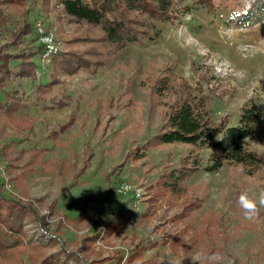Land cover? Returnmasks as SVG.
<instances>
[{"label": "rangeland", "instance_id": "374dc122", "mask_svg": "<svg viewBox=\"0 0 264 264\" xmlns=\"http://www.w3.org/2000/svg\"><path fill=\"white\" fill-rule=\"evenodd\" d=\"M2 1L0 53L16 58L0 69V102L16 94L19 107L0 114V194L31 211L21 221L23 249L1 252L0 264H264V207L248 220L240 205L242 193L264 192V173L249 176L224 158L217 171L204 170L202 148L201 168L170 193L164 175L196 150L144 144L188 95L229 125L253 102L263 115L246 143L264 159V1L257 10L253 0H214L211 10L183 0L188 11L173 25L157 23L156 41L70 74L52 58L98 51L79 40L92 30L71 23L56 0ZM37 22L59 49L48 64ZM122 182L131 189L124 195Z\"/></svg>", "mask_w": 264, "mask_h": 264}, {"label": "trees", "instance_id": "16d2710c", "mask_svg": "<svg viewBox=\"0 0 264 264\" xmlns=\"http://www.w3.org/2000/svg\"><path fill=\"white\" fill-rule=\"evenodd\" d=\"M15 1L2 2L13 7L16 5ZM263 1L253 0L254 8L263 10V6H259ZM56 2L71 23L83 25L95 35L79 40L92 45L98 44L94 47L99 48L98 51L91 49L69 51L62 57L59 54L55 55L52 58L54 69H61L69 74L77 69L89 70L104 66L113 55L129 44L141 43L144 40L156 41L161 37L157 23L173 25L183 11H188V6L181 5L183 0H56ZM193 2L214 9V0H193ZM25 30L26 28L23 29L24 33H27ZM8 55L0 53V69L7 67L5 59ZM10 57L16 58L9 55ZM17 58H25V55ZM23 65L30 64L22 61L21 66ZM7 71L8 69L6 73ZM27 72V69L22 67L19 74L23 76ZM5 78L4 75L0 76V88ZM205 102L188 95L179 102L173 103L175 108L167 115L163 125L150 140L144 143L145 146L156 143H184L192 145L196 150L194 156L190 155L192 158L189 156L183 160L181 167L164 175L161 185L170 193H178L181 182L201 168V158L197 153L199 154L202 148L209 150L210 160L209 164L202 167L204 170L217 171L222 166V158H224L228 163L241 165L249 176L256 172L264 173V159L249 149L246 143L256 122L263 115L262 109L255 103L249 102L241 108L235 124L229 125L226 120L213 122L206 111ZM18 107L19 99L16 94L5 93L4 102H0V114L10 117ZM72 122L73 118L70 117L68 122L59 126L58 132L68 129ZM54 135L57 136L56 131ZM218 151L221 159L217 154ZM30 211L19 201L5 198L0 194V253L14 248L20 251L23 249L24 245L20 238L21 221ZM78 217L76 216L74 220L76 221ZM32 258L33 255L30 259ZM46 260L47 262L43 264H50V257ZM31 264L36 263L32 260Z\"/></svg>", "mask_w": 264, "mask_h": 264}, {"label": "built area", "instance_id": "2783aa9c", "mask_svg": "<svg viewBox=\"0 0 264 264\" xmlns=\"http://www.w3.org/2000/svg\"><path fill=\"white\" fill-rule=\"evenodd\" d=\"M36 25L38 26V32L40 34L41 42L43 45L40 58L43 63L48 64L50 59L58 52L59 49L53 39V34L51 32L45 31L43 29V26L38 22L36 23ZM130 190L131 189L129 185L126 184V182H122L116 187V192L122 195L127 194V192ZM139 195H140L139 191L138 190L135 191V197L139 198Z\"/></svg>", "mask_w": 264, "mask_h": 264}, {"label": "clouds", "instance_id": "9594fccd", "mask_svg": "<svg viewBox=\"0 0 264 264\" xmlns=\"http://www.w3.org/2000/svg\"><path fill=\"white\" fill-rule=\"evenodd\" d=\"M240 205L244 210V216L248 220L254 219L259 207H264V192H261L258 197L253 198L248 193H242L240 197Z\"/></svg>", "mask_w": 264, "mask_h": 264}]
</instances>
